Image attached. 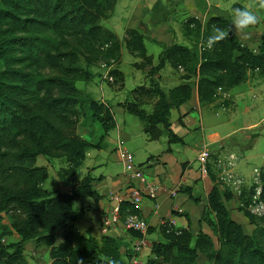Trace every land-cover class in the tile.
Segmentation results:
<instances>
[{
  "label": "trees",
  "instance_id": "trees-1",
  "mask_svg": "<svg viewBox=\"0 0 264 264\" xmlns=\"http://www.w3.org/2000/svg\"><path fill=\"white\" fill-rule=\"evenodd\" d=\"M116 2L0 0L3 64L0 70V264H29L23 254L29 241L48 248L49 264H129V258L135 255L133 245L128 246L122 239L110 235L98 239L89 230L79 231L75 221L84 215L85 209L73 206L78 198L92 197L95 202L100 198L92 187L95 178L89 172L76 177L87 149L101 148L115 122L109 106L82 92L76 80L91 77L79 65L82 54L91 53L107 61L120 59L121 40L99 23L111 16ZM230 24L231 20L224 15L211 16L205 24L195 17L186 18L182 34L203 38L200 58L196 45L193 50L173 43L163 45L154 65L152 56L147 54L145 36L136 29H126L122 40L125 47L150 68L149 85L133 88L132 96L122 106L144 123V131L150 138H156L155 128L161 125L168 136V145L182 142L170 128L169 114L171 108L189 99L193 83L197 85L200 102L208 103L216 99L218 88L227 92L244 82L264 81V33L257 53L231 32L213 48H206L212 26L229 30ZM41 61L57 74L36 73L35 66ZM166 63L182 66L184 73L180 83L164 91L154 76ZM112 73L123 82L122 71ZM143 95L156 99L150 112L145 109L147 101ZM86 115L102 129L95 141L76 132L79 119ZM166 150H170L169 146ZM39 155L47 161L58 155L64 157V166L58 169L57 177L69 185L68 192L45 190L49 173L45 166L36 165ZM217 157L211 153L209 162ZM208 170L210 177L215 178ZM260 175V197L264 200V166ZM221 186L222 191L213 185L206 204L199 205L200 220L207 223L215 239L201 229L193 235L187 213H180L186 220V225L181 227L173 226L163 217L159 225L161 239L152 243L143 264H198L199 254L208 264H264V225L256 221L264 222V215L254 216L247 209L248 190L243 188L238 196L226 184ZM253 188H249V195ZM181 190L180 187L178 191ZM235 199L239 201L237 209L255 224L251 235L230 215L226 204ZM127 213L140 214V211L123 202L121 220ZM3 215H7L19 240L3 243ZM59 227L63 229L62 237L56 243L55 231ZM129 230L137 239L142 236ZM123 246L126 249L121 253Z\"/></svg>",
  "mask_w": 264,
  "mask_h": 264
},
{
  "label": "crops",
  "instance_id": "crops-1",
  "mask_svg": "<svg viewBox=\"0 0 264 264\" xmlns=\"http://www.w3.org/2000/svg\"><path fill=\"white\" fill-rule=\"evenodd\" d=\"M144 2L145 0H139V4L137 6L135 5L126 29L132 28L138 30L145 37L153 40L157 47L159 44L166 46L175 43L176 32L173 28V17L176 13L179 0H155L150 7V10L153 9V14L148 16L144 9V5L145 7L147 5ZM187 6L190 13L183 17L181 24L188 17L198 18L204 23L211 16H225L224 10L219 5V0H212V2L210 0H189ZM130 10L132 11V8ZM228 18L231 20L230 17ZM108 29L115 33L113 29ZM156 52L158 55L160 48ZM119 70L122 71L120 68ZM237 86L228 90L226 96L230 97L235 93L242 94L249 85L245 84L244 86L242 84V88L239 90H237ZM235 89L237 92H234ZM101 101L109 106L115 126L105 135L101 148L91 147L86 151L85 159L90 158L91 160V164L86 165V173L89 172L95 178L92 181V187L100 194V198L95 202L92 197H82L91 198V200H86L79 207L84 208L85 213L75 221L77 229L79 231L89 230L90 234L98 239L102 235H110L122 239L130 247L136 242L137 236L131 233L122 221L109 228L106 233L101 232L100 229L103 217L113 205L108 193L110 191H124L130 186L141 187V182L138 179L130 178L125 171L124 173H118L112 166L106 172H101L98 176L93 174V171L102 165V159L99 160L100 154L102 156L101 151L104 150L107 152L109 149L115 150V155L121 161L118 147L122 146L127 150L130 149L134 153L140 154L139 160L142 161L140 165L143 167L145 179L162 187L156 198L150 199L142 197L139 204L140 215L145 219L147 228H150L144 235L145 246L141 250L140 259L144 262L150 254L152 243L161 239L159 225L163 222V217L171 220L173 226L181 227L186 225V220L180 213H187L191 221L192 234L195 235L201 229L214 240L215 237L210 227L206 222L200 220L199 205L206 204L207 195L213 185H216L222 191V181L218 177L211 178L208 172V165L206 166L207 170L205 172L196 160V156L200 150L207 147L210 153L214 152L218 156L216 160L212 159V164L213 167H217V170H219V164L223 159L220 156L222 155L221 152L225 149L231 153L236 152V149L241 146L240 144L244 134H249L256 123L244 126L240 138L234 137L236 129L221 135L217 129H214L215 125L213 124L216 123V116L205 112L206 107L216 105L218 103L217 100L208 103L200 102L197 85L193 83L189 99L178 107L171 108L169 114L170 128L182 139V142H172L167 145L168 136L162 130L161 125H157L155 128L158 132L156 138H150L144 131V123L136 115L124 109L122 100L112 102L111 99L102 98ZM155 101L156 99L154 98L152 104L149 105L151 106V110ZM146 111L150 112L148 110ZM129 115L137 117L142 125L137 124L132 116ZM113 130H115V141L111 139ZM243 141H246V138ZM160 142L163 144H160ZM167 146L170 148L169 151L166 150ZM94 149L95 152H93ZM211 158L213 157L211 156ZM211 158L209 159L210 161ZM106 159H108V156H106ZM244 160L247 161V159ZM233 167H236V163ZM241 172L245 173L244 169L238 166L237 173ZM180 187L186 191H178ZM65 189V192H68L69 187ZM172 190H177L175 195L171 194ZM229 210L231 217L238 223L241 224L248 221L238 209L236 211V217L232 213L233 210ZM175 211L177 213H174ZM31 242L33 243V241ZM125 249L124 246L121 247V253H124ZM200 256L201 254H199V259ZM199 259L198 264L200 262ZM206 264L208 263L206 262Z\"/></svg>",
  "mask_w": 264,
  "mask_h": 264
},
{
  "label": "rangeland",
  "instance_id": "rangeland-1",
  "mask_svg": "<svg viewBox=\"0 0 264 264\" xmlns=\"http://www.w3.org/2000/svg\"><path fill=\"white\" fill-rule=\"evenodd\" d=\"M139 0H118L115 5L114 13L111 17L100 20V24L106 28H111L115 31L118 38L121 39V55L120 59L117 61L112 60H104L100 57H96L94 54L80 55L79 65L89 71L91 73V77L89 78H78L76 80L78 88L82 92L89 93L94 99L101 102L102 98L111 99L112 102L117 100L124 101L127 98L132 96L130 92L136 86L147 87L149 85V66L146 65V61H143L139 56L132 54L124 45L123 38L125 36V30L129 23V19H131V14L134 10L135 5L137 6ZM212 2V0H210ZM250 0H219L220 7L224 10L225 16L231 18L232 9L236 7H243ZM146 7L144 5V9L146 10V15L153 14V9L150 10L148 7V2L145 0ZM189 0H179L177 3V10L174 14V25L173 28L176 32L175 43H179L188 47H191L194 50V46H197L198 56L201 54L203 38L202 36L197 37L196 34L191 36H184L182 34V19L185 15L189 14V8L187 4ZM124 7V8H123ZM132 8V11L130 10ZM264 16V13H261ZM181 21V22H180ZM205 24V22L203 23ZM264 33V22L256 25L255 27L246 30L245 33L237 35L238 38L247 45L254 53L258 52L260 37ZM145 46L147 49V54L152 56V64H156L157 62V49L160 48L162 50L163 44L157 45L151 40L149 37H145ZM207 48V47H206ZM155 57H154V56ZM200 58V56H199ZM3 68V64L0 61V70ZM119 68L123 71L124 80L120 77H116L114 72L115 70H119ZM35 72L51 76L56 75L57 72L52 68H49L48 65L44 62H39L38 65L35 66ZM184 73L183 67L178 66L174 67L170 63H166L164 68L158 71V74L154 76L158 81L160 87L167 91L170 87L180 83L182 79L180 76ZM249 85L245 92L242 94L235 93L233 96L227 97V92H223L218 88L216 99L217 104L214 106L206 107V113L210 115L216 116V123L214 129H217L218 132L223 135L233 129L235 130L234 137H241L243 132V127L252 123H256L255 126L250 130L249 134H244L243 140L246 138V141L241 142L240 148L236 149L231 153L229 150L225 149L221 152L222 161L225 156L231 154L234 156V162H236V167L232 168L234 173L239 176L244 177V183L240 186L239 191L236 186L234 188L231 187L232 192L235 195H238L239 192H242V189L245 188V195L249 196V201H252V195L254 191L249 195V188L255 186L253 176L255 174L254 169L257 168L259 171V184L261 185V169L264 166V81L255 79L251 82L242 83ZM242 84L237 86V90L242 88ZM193 85V84H192ZM230 90V89H229ZM235 89L234 92H237ZM143 99L147 101L145 109L150 111L154 97L143 95ZM247 107V109H246ZM227 108V109H226ZM217 114V115H216ZM132 116L133 120L140 126L142 123L135 117ZM101 128L98 122H93L88 115L83 116L79 119L77 123L76 132L81 134L86 138H90L93 141L97 140L101 133ZM115 130H113L111 134V139L115 141ZM111 142V141H110ZM158 144V143H156ZM160 144H163L160 142ZM168 145V144H167ZM168 147V146H167ZM166 147V149H167ZM129 149V148H128ZM115 150L109 149L106 151H101L102 156L100 154L99 160H101L102 165H100L93 174L98 176L101 172H106L109 167L112 166L116 172H123V166L118 156L114 153ZM129 151L133 154L134 152L129 149ZM95 152V149L93 150ZM108 156V159H106ZM102 157V158H101ZM191 157V156H190ZM140 159V154H133V163L135 166L140 167L143 172V167L140 165L142 161ZM244 159H247L244 160ZM90 158L85 159L83 166L79 169L78 175L76 179L81 178L86 173V165H90ZM36 165H43L47 168L49 173V178L44 184V188L47 191H60L65 192V188L69 187V185H65L60 181L57 177L58 169L64 166V157L56 156L53 159L47 161L42 155L37 156ZM210 172L214 174L215 177H218L222 183L225 181V176L221 173L222 169L219 166V170L217 167H213L212 162H208ZM238 166L242 167L245 173H237ZM209 172V170H208ZM144 174V173H143ZM220 174V175H219ZM256 176V174H255ZM225 184V183H224ZM239 196V195H238ZM86 200H91V198H81L76 199L73 202L74 208H79L82 203ZM263 200V199H262ZM264 201V200H263ZM229 209L233 210L234 217H236L237 207H239V201L237 199L227 203ZM254 215V214H253ZM256 216V215H254ZM259 217V216H257ZM259 225H264V222L257 219L256 220ZM243 230L246 234L251 235L254 231L255 224L247 221L246 223H241ZM2 225L4 230V235L2 237V241L4 244L8 243L9 240H19V236L17 233L10 227V221L7 215H3ZM63 229L61 227L56 229L57 239L56 243L61 240ZM10 250V249H9ZM23 254L29 264H49L50 259L48 256V248L46 246H36L33 242H28V244L24 246ZM199 264H206V259L204 256H200Z\"/></svg>",
  "mask_w": 264,
  "mask_h": 264
},
{
  "label": "built area",
  "instance_id": "built-area-1",
  "mask_svg": "<svg viewBox=\"0 0 264 264\" xmlns=\"http://www.w3.org/2000/svg\"><path fill=\"white\" fill-rule=\"evenodd\" d=\"M118 153L120 155L121 162L123 164V169L125 173L130 178H136L141 182V187L130 186L124 191H110L108 193L109 199L113 202L109 212L103 217L101 224V232L106 233L109 228L122 221L128 229L139 232L142 236L139 237L133 244L132 249L135 255L129 258V264H143L140 259V253L142 248L145 246V238L143 237L147 232V223L145 219L137 213H127L125 214L123 220H121V206L123 202H128L133 205L136 209H139V204L142 197H147L150 199L156 198L158 192L162 189L160 185L153 184L145 179L142 169L135 166L133 163V155L126 148L119 146ZM210 150L205 147L199 151L196 156V160L200 163L203 170H207V163L210 159ZM234 156L229 154L225 157V160L221 161L219 166L222 169V174L225 176L224 183L230 188H239L244 183V177L239 176L234 173L232 167L236 162H234ZM253 179H254V194L252 195V201L247 206V209L251 214L256 216L264 215V201L261 199V185L259 184V171L257 168L254 169ZM177 190H172L171 194L175 195ZM240 194V192H239ZM170 223L172 224L171 220Z\"/></svg>",
  "mask_w": 264,
  "mask_h": 264
},
{
  "label": "clouds",
  "instance_id": "clouds-1",
  "mask_svg": "<svg viewBox=\"0 0 264 264\" xmlns=\"http://www.w3.org/2000/svg\"><path fill=\"white\" fill-rule=\"evenodd\" d=\"M261 13H264V0H250L243 7L233 8L229 30L213 25L211 34L206 42L207 48L211 49L217 43L225 40L229 32L232 34H243L246 30L264 22V16Z\"/></svg>",
  "mask_w": 264,
  "mask_h": 264
},
{
  "label": "water",
  "instance_id": "water-1",
  "mask_svg": "<svg viewBox=\"0 0 264 264\" xmlns=\"http://www.w3.org/2000/svg\"><path fill=\"white\" fill-rule=\"evenodd\" d=\"M155 0H148V7H151Z\"/></svg>",
  "mask_w": 264,
  "mask_h": 264
}]
</instances>
